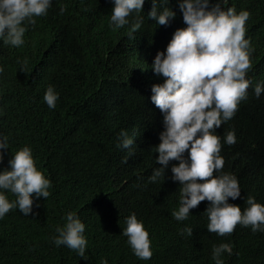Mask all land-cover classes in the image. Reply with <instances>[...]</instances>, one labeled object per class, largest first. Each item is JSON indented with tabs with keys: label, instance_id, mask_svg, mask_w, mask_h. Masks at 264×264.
<instances>
[{
	"label": "trees",
	"instance_id": "obj_1",
	"mask_svg": "<svg viewBox=\"0 0 264 264\" xmlns=\"http://www.w3.org/2000/svg\"><path fill=\"white\" fill-rule=\"evenodd\" d=\"M219 2L237 13L250 12L245 27L255 49L252 73L264 75V0ZM144 5V24L132 37L129 26L109 27L112 0H53L47 15L29 26L22 46L0 41V134L8 137L9 148L0 171L28 146L38 170L52 182L50 196L34 202L33 214L24 216L16 208L0 219V264H101L103 259L108 264H215L212 248L221 243L232 245L225 264H264V232L239 224L223 237L209 232L208 201L184 221L172 216L180 185L171 180V167L178 162H170L164 181L147 182L152 169L161 167L153 147L160 143L163 116L150 97L152 85L163 78L152 72L138 35L148 32L166 49L175 30L186 25L178 0H168L166 6L179 17L166 26L147 18L151 0ZM18 58L27 60L24 71ZM49 85L60 94L54 109L43 99ZM254 128L251 109L243 107L216 131L221 137L233 130L236 135L234 145L221 141L223 171L232 170V160L237 163L238 176L255 182L249 196L264 204V136L249 144ZM121 130L134 138L131 149L117 146ZM245 201L229 198L242 211ZM69 211L86 226L85 258L51 239ZM133 213L149 232L150 260L137 258L122 234ZM186 226L192 236L181 235Z\"/></svg>",
	"mask_w": 264,
	"mask_h": 264
},
{
	"label": "clouds",
	"instance_id": "obj_2",
	"mask_svg": "<svg viewBox=\"0 0 264 264\" xmlns=\"http://www.w3.org/2000/svg\"><path fill=\"white\" fill-rule=\"evenodd\" d=\"M53 0H0V41L4 45L20 47L25 43L29 26L36 24V17L46 16ZM146 0H112V12L107 15L109 27L129 26L130 37L144 24L143 7ZM227 4L228 0H222ZM168 0H151L147 18L159 26L169 25L179 17L167 7ZM178 9L186 27L178 28L166 49L154 44L148 32H143L140 46L151 63L152 72L163 78L162 83L151 87V103L163 116L160 143L153 147L158 153L148 183L165 180L170 162L171 180L178 182L179 206L172 212L177 221L188 219L190 210L208 201L204 214L208 218L207 230L219 236L233 233L239 224L251 227L253 233L264 232V204L249 196L254 180L240 178L239 168L232 160V170L224 172L225 160L221 156L222 139L227 145L236 143L235 131L224 137L217 134L222 124L231 120L243 107H249L254 118V133L249 144H259L264 136V75H254L251 39L246 33L250 12L234 7L222 8L212 0H178ZM66 5L61 6V14ZM142 32V31H141ZM21 71L26 59H17ZM4 67L0 66V74ZM249 73V75H248ZM248 75V78H247ZM59 92L49 85L44 101L50 109L56 107ZM134 138L121 130L117 146L131 149ZM8 148V137L0 134V163ZM187 153V156L185 155ZM132 154L131 152L129 153ZM238 167V168H237ZM52 182L38 170L30 147L17 151L8 162V168L0 171V219L10 210L18 208L24 216L33 214L34 202L50 196ZM15 196L10 200L7 193ZM246 200L247 207L229 203ZM39 207V204H35ZM122 234L127 237L133 254L140 260H150L152 241L142 220L135 213L125 218ZM85 224L75 212L69 211L63 226L56 228L51 239L59 246H67L85 258L87 239ZM193 235L191 227L181 229V235ZM225 253L232 254L230 243L213 245L215 264H225ZM101 264H108L103 259Z\"/></svg>",
	"mask_w": 264,
	"mask_h": 264
}]
</instances>
